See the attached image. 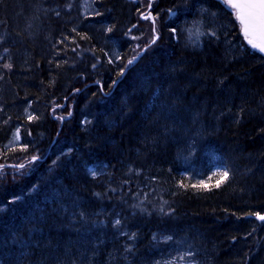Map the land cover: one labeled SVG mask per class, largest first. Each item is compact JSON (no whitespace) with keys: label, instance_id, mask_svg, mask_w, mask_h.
I'll return each instance as SVG.
<instances>
[{"label":"trees","instance_id":"trees-1","mask_svg":"<svg viewBox=\"0 0 264 264\" xmlns=\"http://www.w3.org/2000/svg\"><path fill=\"white\" fill-rule=\"evenodd\" d=\"M139 1L147 2L96 0L101 15L83 17L81 0H0V164L41 157L29 178L13 184L9 176L0 188V264H124L125 253V262L146 264L152 236L165 228L186 239L201 264H264V226L245 217L264 214V55L233 18L232 35L222 28L219 40L192 48L182 17L197 13L200 0H155L159 39L118 77L135 46L154 35ZM113 49L120 59L108 63ZM15 127L21 143L4 150ZM190 150L206 169L207 189L191 187L198 183L178 161ZM225 165L232 171L217 189L211 171ZM90 167L99 168L95 177ZM33 184L39 192L27 195ZM15 196L24 198L9 205ZM64 209L118 213L135 238L85 234L63 219Z\"/></svg>","mask_w":264,"mask_h":264},{"label":"snow or ice","instance_id":"snow-or-ice-1","mask_svg":"<svg viewBox=\"0 0 264 264\" xmlns=\"http://www.w3.org/2000/svg\"><path fill=\"white\" fill-rule=\"evenodd\" d=\"M92 3H95V0H92ZM154 0H147V11L146 12H140V18L144 20H150L152 22V32L153 37L145 42V46L142 47L141 45L137 44L135 46V49L133 51L135 54L132 56L131 59H128L125 64H123L118 72V77H122L124 72L126 70H130L132 66L135 65V63L142 57L143 53L147 50V48L151 47L153 44L156 43L157 39H159V36L156 31L155 22L156 18L158 17L159 13L156 14V16H153L151 13V9L153 7ZM185 3H187V0H185ZM213 3L217 5L218 7L213 8ZM201 7L198 8V17L199 19L194 20L191 27L187 28L186 31L188 32L189 40H191L192 36L195 34L198 38L201 36H208L210 38H215L216 40H219L220 30L224 28V25H220L218 27H212L209 26L205 30V21L206 18L210 23H214L217 18L221 16L223 13L224 15L235 19L236 22H238L239 25V33L242 34L244 41L247 42V45L250 46L251 50H255L258 53L264 54V0H200ZM195 6V5H194ZM68 7H71V5H68ZM139 11V9H138ZM169 13L172 15H175L174 9H168ZM56 15H59V12L56 13ZM95 15L99 16L101 13L99 11L95 12ZM229 23L232 25V28L234 29L236 27L235 24H232L231 19L229 20ZM133 28L136 27V25L132 26ZM114 29L113 26L107 27V32H112ZM72 31H76V29H72ZM173 32H175V29H172ZM131 32V29H129V33ZM128 33H126L127 35ZM225 36L232 35V31L228 30L225 31ZM79 35V33H78ZM86 37L81 36V39H85ZM134 39H140V37H133ZM67 39V37H65ZM229 43H231L229 41ZM79 47V45H77ZM240 48L244 49L245 45L244 42L241 41ZM138 49V51H137ZM73 51H76V49H72ZM5 52H7V49H5ZM107 56L108 53H105ZM0 59H3V57H0ZM120 57L116 54H113L112 56H109L108 63H113L114 60H118ZM66 63V61H65ZM97 63H100L99 58H97ZM5 68L11 69L12 65L4 64ZM93 68L97 67V64L92 65ZM2 79V77H0ZM119 80H113L110 88L112 86H115ZM99 83V82H97ZM103 90V89H101ZM79 91V89H77ZM109 93H104L105 96H107ZM57 107H62L61 105H57ZM55 111V109H53ZM70 115V114H69ZM36 117L28 116V120L31 121L35 119ZM62 120L63 117H60ZM87 123V121H86ZM19 132V128L17 129V133ZM16 140H19L20 137L17 135ZM30 143V142H28ZM28 143H24L20 147V151L26 152L28 149ZM69 152H71V149H69ZM41 159V157L38 154L31 155L27 158H19L20 162L13 163V164H0V188H3L5 186V183L7 181V178L10 176L12 179L13 184H18L20 180L27 179L31 176V174L35 171V165L36 162ZM55 163V162H54ZM87 167V166H86ZM5 168L11 169V171H4ZM90 175L95 177L99 173V168L97 167H90L87 168ZM232 170L227 167L226 165L221 169L218 168L217 171L213 173V176H217L218 179L216 180L213 187L220 188L221 184H223L225 181L229 179V173ZM153 179H156L155 177ZM211 179V177H209ZM127 183V181L125 182ZM178 186L180 188H187L188 186L185 185L182 182H178ZM193 188H203L207 189L208 184H206L203 180H201L198 184L191 185ZM114 191V190H113ZM39 192V185L33 184L29 190L27 195H31L33 193ZM175 195V193H173ZM145 197H147V193H145ZM24 197L22 196H15L13 197L8 204H15L17 201H20ZM53 203H56L55 197H53L52 200ZM164 204H167V201L163 202ZM0 207H6L4 205H0ZM134 207H139V205H134ZM143 210V209H142ZM161 213H164L165 215L170 214L172 210L169 212H165L164 208H160ZM75 215V213H74ZM81 221H84L85 213L81 212L79 213ZM245 217L248 219H251L252 217H255V220L262 222V226H264V214H261V211H249L245 213ZM103 223V222H101ZM112 225L114 228H120L121 226V219L116 218L114 221H112ZM253 231H255V228H253ZM122 235L126 234L121 232ZM135 233H132L129 236V239L135 238ZM251 235V233H249ZM155 238V237H154ZM173 239L172 236H166L164 237L165 241H171ZM126 252H130L131 248L127 247L125 249ZM195 253L191 250L183 253L179 256L180 260H185L186 257H194ZM169 264H174V262H169ZM189 264H195V261H189Z\"/></svg>","mask_w":264,"mask_h":264},{"label":"rangeland","instance_id":"rangeland-1","mask_svg":"<svg viewBox=\"0 0 264 264\" xmlns=\"http://www.w3.org/2000/svg\"><path fill=\"white\" fill-rule=\"evenodd\" d=\"M158 1V0H157ZM142 4L147 8V2L145 1H139V4ZM186 3L180 4V5H184ZM187 4H189L187 2ZM156 5V1L154 0L153 3V7ZM142 6V5H141ZM201 7V6H200ZM81 8L83 11L84 15H94L95 12L97 11V7H96V0L95 3H92V0H81ZM152 11V9H151ZM182 13L185 14L187 13V8L186 6L182 7L181 9ZM153 15V14H152ZM176 16V12L174 16H171V18H175ZM227 18L230 19V17L224 15L223 13L221 14V16L219 18H217L215 20L214 23H210L207 18L205 21V30L207 29V27L212 26V27H218L220 23H224L225 27L224 29L231 30L233 31L232 25L229 23V21H227ZM199 19L198 14L194 12L192 17H188L186 15H184L182 17V29L183 32L185 34V36L187 37V40L190 44V46H194L198 45L199 47H202V45H205V42L207 40L208 36H201V37H197L195 34L192 36L191 40H189V36H188V32L186 31L187 28L191 27L193 24L194 20ZM144 20V19H142ZM185 20V21H183ZM234 20V17H233ZM147 20H144V22ZM227 21V22H225ZM232 21V20H231ZM149 22H151L150 20H148L147 23L145 24H149ZM233 24V21H232ZM152 36V34L149 35V38ZM2 37V36H0ZM1 41V39H0ZM119 53H117L118 55ZM18 135L17 131H15L12 135L11 140L8 142L7 147L9 148L11 146L17 145L20 143V139L16 140V136ZM6 146V145H5ZM193 150V149H192ZM190 150L187 154L184 155V157H180L179 158V163L188 169L189 173L192 175L193 180L195 181V183H199L201 180H203L205 183L208 182V175L206 172V169L203 168H198V163H196L195 160V153ZM179 164V165H180ZM217 171V170H216ZM215 172V171H214ZM214 172L211 171V173L213 174ZM5 209L0 208V212L4 211ZM68 209H64L63 211V219H65L67 221L68 224H70V226H78L81 227V230L87 229H95V230H105L107 229V223L105 221H99L98 217H94L90 214L85 213V218L84 221H81L80 216L78 214H67ZM106 216H108L111 219V222L114 221L116 218H120L121 219V226L120 228H114L112 225V235L116 236V238H118L119 240L122 241V239H125V235L127 234L126 230H125V224L123 222V219L121 218V216L119 217L118 213H114V214H109L105 213ZM96 216V215H95ZM103 222V223H101ZM121 232L126 233L124 235L121 234ZM170 234L165 232L163 233L162 231L156 232L153 235V243H154V251H152V253L150 254V258L148 259L149 261H147L146 264H169V262H174V264H189V261H195V264H201L202 262L200 261V257L197 254V252L195 251L194 247L186 240V239H182V238H178V237H173V239L171 241H165L164 237L169 236ZM155 237V238H154ZM193 251L195 253L194 257H186L185 260H180L179 256L182 255L183 253L187 252V251ZM82 261V262H81ZM79 261H70V262H65V263H60V264H87V263H83L84 258H82V260ZM128 261V260H127ZM124 264H128V262H125ZM135 264V263H133ZM137 264V263H136Z\"/></svg>","mask_w":264,"mask_h":264},{"label":"bare ground","instance_id":"bare-ground-1","mask_svg":"<svg viewBox=\"0 0 264 264\" xmlns=\"http://www.w3.org/2000/svg\"><path fill=\"white\" fill-rule=\"evenodd\" d=\"M196 7H198L199 8V6H196ZM198 8H196L197 10H198ZM209 37H207V39H208ZM190 44H191V42H190ZM198 45H195L194 44V46H191L192 48H196ZM114 50V54H117L118 53V49H113ZM126 72H127V70L124 72V74H123V76L126 74ZM27 114H28V112L26 111V109H24V115L27 117ZM88 124V122L86 123V120L85 119H83V122H82V127H86V125ZM17 129H18V127H15L14 129H12V131H11V133H10V135H9V138L7 139V141L6 142H4L3 143V148H4V150H6V149H11V148H14V147H16V146H18L20 143H21V139H20V143L19 144H17V145H14V146H11V147H9V148H6L7 147V144H8V142L11 140V138H12V135H13V133L15 132V131H17ZM18 135H19V137H20V133L18 132ZM6 145V146H5ZM53 151V145L49 148V150H48V152H47V155H46V157L45 158H47L48 157V155L51 153ZM87 213V212H86ZM87 214H90V215H92V216H94V217H98V219H99V221H105L108 225L106 226L107 227V229H105V230H102V229H100V230H95V229H93L94 231H101V232H105V231H108V235H111V237H113L114 235H112V222H111V219L108 217V216H106V214L104 213V212H95V213H87ZM96 215V216H95ZM125 224V230H126V232H127V234H126V237L129 235H131L132 233L130 232V231H132V226L131 225H129L128 223L126 224V223H124ZM91 230V229H90ZM90 230H87V229H84V232L83 233H85V234H90L92 231H90ZM163 233H165V232H167V233H172V230L171 229H169V228H165V230H163L162 231ZM107 233V232H106ZM114 237H116V236H114ZM99 239H101V240H104L105 239V237H103V236H101V238H99ZM126 240V239H125ZM120 241V240H119ZM151 242H152V244H153V246H154V243H153V236H152V239H151ZM154 248H155V246L153 247V249L150 251V252H148V256L149 257H151L150 256V254L152 253V251H154ZM120 257V256H119ZM127 258V253H125L124 255H122L121 257H120V260H122L124 263H125V259ZM129 260V259H128ZM131 260H132V263L131 262H128V264H133V263H135V257L133 256L132 258H131Z\"/></svg>","mask_w":264,"mask_h":264},{"label":"water","instance_id":"water-1","mask_svg":"<svg viewBox=\"0 0 264 264\" xmlns=\"http://www.w3.org/2000/svg\"><path fill=\"white\" fill-rule=\"evenodd\" d=\"M264 55V54H263Z\"/></svg>","mask_w":264,"mask_h":264}]
</instances>
